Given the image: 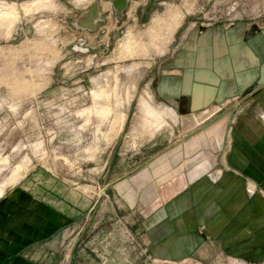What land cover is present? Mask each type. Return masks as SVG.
<instances>
[{
  "label": "rangeland",
  "instance_id": "374dc122",
  "mask_svg": "<svg viewBox=\"0 0 264 264\" xmlns=\"http://www.w3.org/2000/svg\"><path fill=\"white\" fill-rule=\"evenodd\" d=\"M113 1L0 0L16 12L0 22V202L24 188L65 204L76 218L54 238V264H264L217 245L166 262L144 229L200 166L221 178L230 129L227 117H183L161 101V66L215 29L264 34V0H129L120 18ZM94 3V29L80 27ZM128 43L135 52L121 55ZM144 105L174 113L149 134Z\"/></svg>",
  "mask_w": 264,
  "mask_h": 264
},
{
  "label": "crops",
  "instance_id": "0c3cea01",
  "mask_svg": "<svg viewBox=\"0 0 264 264\" xmlns=\"http://www.w3.org/2000/svg\"><path fill=\"white\" fill-rule=\"evenodd\" d=\"M250 28L207 32L161 66V101L183 117H227L230 129L221 178L200 166L144 220L160 260H187L217 245L227 257L264 261V34ZM43 196L22 188L0 202V264H54V238L76 217L56 196Z\"/></svg>",
  "mask_w": 264,
  "mask_h": 264
},
{
  "label": "bare ground",
  "instance_id": "6f19581e",
  "mask_svg": "<svg viewBox=\"0 0 264 264\" xmlns=\"http://www.w3.org/2000/svg\"><path fill=\"white\" fill-rule=\"evenodd\" d=\"M42 3V2H41ZM46 3V2H45ZM29 6V5H28ZM4 10L3 12L0 10V22L1 23H6L11 21V24L13 23V21H15L16 15H15V10L13 8H7L6 6H4ZM31 7V6H30ZM26 8V7H25ZM27 10L29 8H26ZM30 13V11H29ZM175 21V20H174ZM173 24V22H172ZM171 24V25H172ZM2 26V25H1ZM10 26V25H9ZM173 26L172 27H167V29L164 31V34L161 35V38H159V51L162 50V46H166V44L169 42L170 40V36L173 34ZM166 32V33H165ZM161 33V32H160ZM156 39V38H155ZM158 44V43H157ZM134 44L132 43H128L125 47H124V51L121 52V55H123V53L125 52V54H133L135 52V47H133ZM157 46V45H156ZM158 48V47H157ZM164 49V48H163ZM161 52V51H160ZM147 54V53H146ZM122 57V56H121ZM124 57V56H123ZM99 92V91H98ZM101 92V91H100ZM105 93V92H104ZM97 95V96H96ZM96 97H101V95L106 96V94H102V93H96ZM144 104V103H143ZM146 105V104H145ZM144 105V109H145V119H144V128L147 131L146 133L151 134L152 132H154L155 130H158L162 127L164 121L162 122V115L163 114H167L169 113V115H171L172 111H156L154 109H151L150 107H147ZM174 113V112H172ZM167 116V115H165ZM164 119V118H163Z\"/></svg>",
  "mask_w": 264,
  "mask_h": 264
},
{
  "label": "water",
  "instance_id": "95a60500",
  "mask_svg": "<svg viewBox=\"0 0 264 264\" xmlns=\"http://www.w3.org/2000/svg\"><path fill=\"white\" fill-rule=\"evenodd\" d=\"M129 0H114L112 2L114 9L117 12V17H121L123 11L127 9ZM99 16V5L94 3L89 8V11L86 15V19L79 23V26L82 28H87L89 30L94 29L95 21Z\"/></svg>",
  "mask_w": 264,
  "mask_h": 264
},
{
  "label": "flooded vegetation",
  "instance_id": "af4514ba",
  "mask_svg": "<svg viewBox=\"0 0 264 264\" xmlns=\"http://www.w3.org/2000/svg\"><path fill=\"white\" fill-rule=\"evenodd\" d=\"M259 68H260V70H262V71H264V67H263V63L259 66ZM258 68V69H259ZM226 71L224 70V73H225ZM261 72L260 71H258V74H260ZM260 79H262L263 81H264V72H263V74H262V77L260 78ZM259 81V80H258ZM157 95H160V92H159V86H158V88H157Z\"/></svg>",
  "mask_w": 264,
  "mask_h": 264
}]
</instances>
